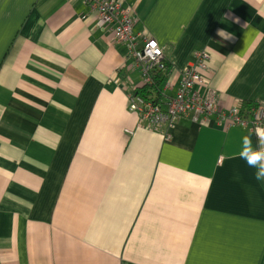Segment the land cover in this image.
I'll return each instance as SVG.
<instances>
[{"label":"crops","instance_id":"1","mask_svg":"<svg viewBox=\"0 0 264 264\" xmlns=\"http://www.w3.org/2000/svg\"><path fill=\"white\" fill-rule=\"evenodd\" d=\"M121 1L171 65L160 98L203 45L221 108L264 100V0ZM96 21L84 0H0V264H264L256 136L141 125L143 78Z\"/></svg>","mask_w":264,"mask_h":264},{"label":"built area","instance_id":"2","mask_svg":"<svg viewBox=\"0 0 264 264\" xmlns=\"http://www.w3.org/2000/svg\"><path fill=\"white\" fill-rule=\"evenodd\" d=\"M84 1L96 12L97 26L110 33L111 44L125 45L130 68L140 72L143 84L153 83L152 72L164 68L166 57L156 39L149 37L144 38L142 44L139 42L134 33L138 16L133 10L121 0ZM210 60L207 48L198 47L189 62L176 72L180 84L172 97L149 99L136 89L130 90V110L138 115L141 125L153 130L169 129L189 114L204 120L216 115L219 121L240 126L254 134L258 150L264 153V100L254 103L248 114H243L242 104L221 108L216 91L208 87L203 76V72L209 70Z\"/></svg>","mask_w":264,"mask_h":264},{"label":"trees","instance_id":"3","mask_svg":"<svg viewBox=\"0 0 264 264\" xmlns=\"http://www.w3.org/2000/svg\"><path fill=\"white\" fill-rule=\"evenodd\" d=\"M170 72H171V65L166 59L164 68H160V69L158 68L153 70L152 72L153 83L151 84L144 83L143 86L137 88L136 91L139 92L145 98L147 97L149 99L158 100L162 92V85L166 82ZM252 107H253V103L244 102L242 104L241 110L243 114H248Z\"/></svg>","mask_w":264,"mask_h":264},{"label":"rangeland","instance_id":"4","mask_svg":"<svg viewBox=\"0 0 264 264\" xmlns=\"http://www.w3.org/2000/svg\"><path fill=\"white\" fill-rule=\"evenodd\" d=\"M210 55V54H209ZM210 59H211V56H210Z\"/></svg>","mask_w":264,"mask_h":264}]
</instances>
